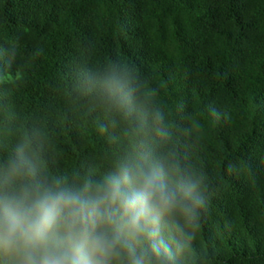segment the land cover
<instances>
[{
  "label": "trees",
  "instance_id": "16d2710c",
  "mask_svg": "<svg viewBox=\"0 0 264 264\" xmlns=\"http://www.w3.org/2000/svg\"><path fill=\"white\" fill-rule=\"evenodd\" d=\"M113 59L156 93L151 150L212 188L182 264H264V0H0V161L28 138L71 179L132 152L135 124L82 87Z\"/></svg>",
  "mask_w": 264,
  "mask_h": 264
},
{
  "label": "clouds",
  "instance_id": "9594fccd",
  "mask_svg": "<svg viewBox=\"0 0 264 264\" xmlns=\"http://www.w3.org/2000/svg\"><path fill=\"white\" fill-rule=\"evenodd\" d=\"M82 87L135 124V147L99 174L86 169L70 179L50 177L21 139L0 161V264H182L209 212L205 175L148 146L153 131L168 138L164 114L151 108L155 91L127 62L89 70Z\"/></svg>",
  "mask_w": 264,
  "mask_h": 264
}]
</instances>
